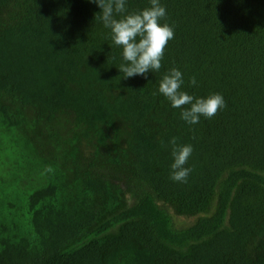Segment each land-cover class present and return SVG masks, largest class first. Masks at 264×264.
<instances>
[{"label":"trees","instance_id":"1","mask_svg":"<svg viewBox=\"0 0 264 264\" xmlns=\"http://www.w3.org/2000/svg\"><path fill=\"white\" fill-rule=\"evenodd\" d=\"M160 4L162 67L124 78L96 3L0 0V264H264V0ZM173 67L226 107L184 121Z\"/></svg>","mask_w":264,"mask_h":264},{"label":"clouds","instance_id":"2","mask_svg":"<svg viewBox=\"0 0 264 264\" xmlns=\"http://www.w3.org/2000/svg\"><path fill=\"white\" fill-rule=\"evenodd\" d=\"M101 9L100 19L104 27L109 28L115 45L122 48L123 61L119 72L124 78L146 76L149 71H159L168 42L174 38V28L168 23H161L166 17V9L160 0H150V7L139 11L127 12L125 0H90ZM119 17V18H117ZM192 85L195 77L190 78ZM183 77L177 68H171L159 83V92L171 103L173 108L182 109L181 118L189 124L199 123L200 117H214L219 110L226 107L223 96L212 93L198 98L181 91ZM189 107H184V106ZM171 179L187 182L192 169L185 167L193 153L191 144H181L177 138L170 140ZM48 171H51L49 168Z\"/></svg>","mask_w":264,"mask_h":264},{"label":"rangeland","instance_id":"3","mask_svg":"<svg viewBox=\"0 0 264 264\" xmlns=\"http://www.w3.org/2000/svg\"><path fill=\"white\" fill-rule=\"evenodd\" d=\"M178 220H181L185 224H188V223H190L192 221L191 218H181V219H178Z\"/></svg>","mask_w":264,"mask_h":264}]
</instances>
